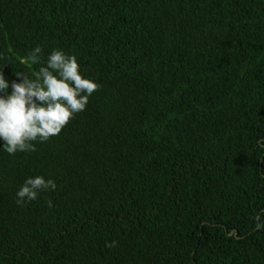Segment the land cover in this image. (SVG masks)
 <instances>
[{"label":"trees","instance_id":"1","mask_svg":"<svg viewBox=\"0 0 264 264\" xmlns=\"http://www.w3.org/2000/svg\"><path fill=\"white\" fill-rule=\"evenodd\" d=\"M57 48L99 88L0 149V264H264V0H0L6 77Z\"/></svg>","mask_w":264,"mask_h":264},{"label":"clouds","instance_id":"2","mask_svg":"<svg viewBox=\"0 0 264 264\" xmlns=\"http://www.w3.org/2000/svg\"><path fill=\"white\" fill-rule=\"evenodd\" d=\"M41 53V47L33 48L27 61L40 65ZM14 77L9 79L0 70V149L12 156L33 152L36 143L60 134L71 119L86 109L99 88L95 80L82 74L75 55L58 48L48 54L32 78L22 72ZM56 187L51 178L28 177L15 194L16 203L34 201L42 192L54 191ZM48 206L53 207L51 200ZM115 245L112 241L106 247Z\"/></svg>","mask_w":264,"mask_h":264}]
</instances>
